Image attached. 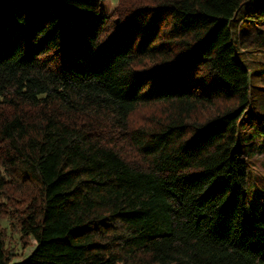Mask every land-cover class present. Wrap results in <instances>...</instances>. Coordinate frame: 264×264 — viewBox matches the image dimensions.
Wrapping results in <instances>:
<instances>
[{
	"label": "trees",
	"instance_id": "1",
	"mask_svg": "<svg viewBox=\"0 0 264 264\" xmlns=\"http://www.w3.org/2000/svg\"><path fill=\"white\" fill-rule=\"evenodd\" d=\"M102 1L0 0V264H264L250 0Z\"/></svg>",
	"mask_w": 264,
	"mask_h": 264
},
{
	"label": "rangeland",
	"instance_id": "2",
	"mask_svg": "<svg viewBox=\"0 0 264 264\" xmlns=\"http://www.w3.org/2000/svg\"><path fill=\"white\" fill-rule=\"evenodd\" d=\"M118 2V0H117ZM101 6L102 14H110L114 7L111 6L110 0H103ZM117 4V3H116ZM264 0H250L245 3L232 24L237 19L246 18L242 23V34L246 37H254L255 33H261L264 36V20L257 21L254 14ZM235 25V24H234ZM234 37H238V31L233 27ZM245 65L250 75V105L238 125L239 136L238 144L235 146L237 152L243 153L248 162V191L249 204L251 207H264V53L245 54ZM8 219H2L3 226H8ZM11 230H9V233ZM12 234V233H11ZM15 245L20 247L17 234H12ZM35 244V241L33 240ZM32 248L23 249L25 255L30 253Z\"/></svg>",
	"mask_w": 264,
	"mask_h": 264
},
{
	"label": "clouds",
	"instance_id": "3",
	"mask_svg": "<svg viewBox=\"0 0 264 264\" xmlns=\"http://www.w3.org/2000/svg\"><path fill=\"white\" fill-rule=\"evenodd\" d=\"M110 3H111V6L112 7H115L116 6V3H117V0H110Z\"/></svg>",
	"mask_w": 264,
	"mask_h": 264
}]
</instances>
